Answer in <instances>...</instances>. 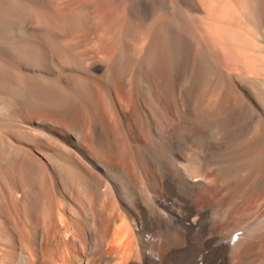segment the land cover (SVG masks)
<instances>
[{
    "label": "bare ground",
    "instance_id": "obj_1",
    "mask_svg": "<svg viewBox=\"0 0 264 264\" xmlns=\"http://www.w3.org/2000/svg\"><path fill=\"white\" fill-rule=\"evenodd\" d=\"M0 264H264V0H0Z\"/></svg>",
    "mask_w": 264,
    "mask_h": 264
}]
</instances>
